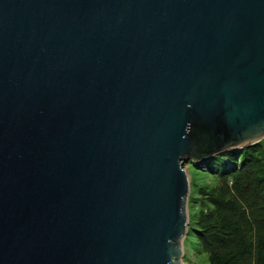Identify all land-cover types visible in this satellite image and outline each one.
<instances>
[{
    "label": "water",
    "instance_id": "obj_1",
    "mask_svg": "<svg viewBox=\"0 0 264 264\" xmlns=\"http://www.w3.org/2000/svg\"><path fill=\"white\" fill-rule=\"evenodd\" d=\"M264 138V0H0V264H183L190 176Z\"/></svg>",
    "mask_w": 264,
    "mask_h": 264
},
{
    "label": "trees",
    "instance_id": "obj_2",
    "mask_svg": "<svg viewBox=\"0 0 264 264\" xmlns=\"http://www.w3.org/2000/svg\"><path fill=\"white\" fill-rule=\"evenodd\" d=\"M262 143L264 140L246 147L252 152H242L246 148L229 151L210 159L205 165L207 169L203 170L204 172L214 174L216 178H231L233 187L229 191L235 197L233 200H215L210 211L202 210L198 206L199 213H203V219L199 220L203 231L197 235L204 252L207 253V264H264ZM253 152H256V155ZM227 160L230 164H227ZM193 166L198 167L197 164ZM191 182L193 188L195 183L192 179ZM229 191L227 190L225 195Z\"/></svg>",
    "mask_w": 264,
    "mask_h": 264
},
{
    "label": "rangeland",
    "instance_id": "obj_3",
    "mask_svg": "<svg viewBox=\"0 0 264 264\" xmlns=\"http://www.w3.org/2000/svg\"><path fill=\"white\" fill-rule=\"evenodd\" d=\"M262 145L264 146V143H262ZM247 150L252 152L250 148H246L242 152H246ZM253 154L256 155V152H253ZM262 158H264V149ZM185 165L187 170L191 167L189 171L195 184L193 185L188 202V230L183 241L184 250L182 260L184 264H207V253L204 252L197 235L198 232L202 233L203 231V228L199 226V220L203 219V213H199L198 206H200L202 210L210 211L213 208L215 200L220 198L233 200L235 197L231 195V191H229L233 187L231 183L232 180L231 178L226 180L227 178L224 177L216 178L214 174L204 172L203 170H206L207 166H203L205 167V169H203V167L195 168L189 163ZM197 178L198 180L196 181ZM252 186L253 185H251V188ZM227 190L229 193L225 195ZM194 195H197V198L191 199Z\"/></svg>",
    "mask_w": 264,
    "mask_h": 264
}]
</instances>
